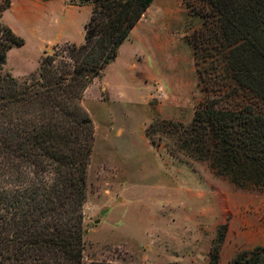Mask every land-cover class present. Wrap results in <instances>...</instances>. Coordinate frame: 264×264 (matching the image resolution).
Here are the masks:
<instances>
[{
	"label": "rangeland",
	"instance_id": "1",
	"mask_svg": "<svg viewBox=\"0 0 264 264\" xmlns=\"http://www.w3.org/2000/svg\"><path fill=\"white\" fill-rule=\"evenodd\" d=\"M0 6L6 8L0 25L24 40L8 51L0 77L23 85L39 79L45 59H54L58 75L68 69V46L84 43L93 7L80 0H0ZM202 21L185 0H155L78 103L93 129L82 205L85 263L209 264L228 224L218 264H230L248 250L237 236L249 228L245 219L264 227V191L237 189L178 151L175 137L147 135L155 121L187 126L200 105L249 98L229 84L221 53L202 50L197 65L193 35ZM1 187L16 186L0 172Z\"/></svg>",
	"mask_w": 264,
	"mask_h": 264
},
{
	"label": "trees",
	"instance_id": "2",
	"mask_svg": "<svg viewBox=\"0 0 264 264\" xmlns=\"http://www.w3.org/2000/svg\"><path fill=\"white\" fill-rule=\"evenodd\" d=\"M80 1L93 7L84 43L68 46V69L58 75L50 58L30 85L0 77L1 179L16 186L1 187L0 264H111L83 261L82 205L93 129L78 103L155 0ZM185 1L203 18L193 35L197 65L200 51L221 53L229 84L249 98L220 108L200 105L187 126L155 121L147 135L175 137L178 151L237 189L264 191V0ZM5 9L0 6V14ZM23 45L0 25V69L8 51ZM227 232L225 224L209 264L219 263ZM260 254L263 247L244 250L230 264H258Z\"/></svg>",
	"mask_w": 264,
	"mask_h": 264
},
{
	"label": "crops",
	"instance_id": "3",
	"mask_svg": "<svg viewBox=\"0 0 264 264\" xmlns=\"http://www.w3.org/2000/svg\"><path fill=\"white\" fill-rule=\"evenodd\" d=\"M247 221V226L249 228L247 230H241L240 233L237 235L238 239L241 243L245 245V248L248 250L254 249L256 247H263L264 248V227L256 226L253 223H249ZM241 223V222H240ZM251 224H253V228L251 227ZM231 232V229L229 230V234Z\"/></svg>",
	"mask_w": 264,
	"mask_h": 264
},
{
	"label": "water",
	"instance_id": "4",
	"mask_svg": "<svg viewBox=\"0 0 264 264\" xmlns=\"http://www.w3.org/2000/svg\"><path fill=\"white\" fill-rule=\"evenodd\" d=\"M102 214H104V212Z\"/></svg>",
	"mask_w": 264,
	"mask_h": 264
}]
</instances>
